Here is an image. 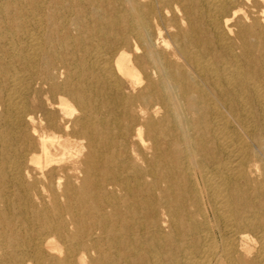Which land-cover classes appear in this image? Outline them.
<instances>
[{
	"label": "bare ground",
	"instance_id": "bare-ground-1",
	"mask_svg": "<svg viewBox=\"0 0 264 264\" xmlns=\"http://www.w3.org/2000/svg\"><path fill=\"white\" fill-rule=\"evenodd\" d=\"M0 264H264V0H0Z\"/></svg>",
	"mask_w": 264,
	"mask_h": 264
}]
</instances>
